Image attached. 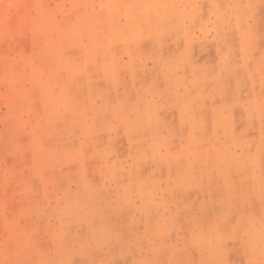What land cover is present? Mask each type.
<instances>
[{
  "label": "rangeland",
  "instance_id": "obj_1",
  "mask_svg": "<svg viewBox=\"0 0 264 264\" xmlns=\"http://www.w3.org/2000/svg\"><path fill=\"white\" fill-rule=\"evenodd\" d=\"M180 40L231 44L238 63L258 67L264 91V0H0V264L174 254L180 157L192 160L186 169L197 180L195 233L238 241L244 216L264 227V211L243 214L239 198L233 213L212 208L219 199L208 190L223 184L210 172L220 155L213 146L236 139L213 130L207 97L186 103L205 115L197 135L175 115L174 63L163 70L158 62L174 60ZM146 106L161 113L160 128L129 129L130 113ZM255 120L252 141L264 126ZM256 152L264 158V145ZM262 243L257 260L248 246L247 262L230 264H264Z\"/></svg>",
  "mask_w": 264,
  "mask_h": 264
},
{
  "label": "crops",
  "instance_id": "obj_2",
  "mask_svg": "<svg viewBox=\"0 0 264 264\" xmlns=\"http://www.w3.org/2000/svg\"><path fill=\"white\" fill-rule=\"evenodd\" d=\"M222 34L224 37V31ZM180 38L184 39L186 36H180ZM180 42L181 46L174 60L164 57L158 62V68L163 70L167 68L166 62L174 63L175 111L177 112L175 115L181 121L180 123L190 124L185 128L188 130L191 128L194 135L198 134L197 124L201 123L200 119L207 115L211 118L214 131L230 134L236 139L230 145L221 146L216 143L213 146L220 151V155L208 161L211 167L210 172H213L214 178L222 181L223 184L208 190L211 198L219 199L212 202V208L216 204H221V214L233 213L232 203L235 198H239V207L243 214L248 212L247 207L250 208V214H258L264 211V158L261 152H256L264 145L263 83L261 77L259 80L254 75V70L258 67L244 60L242 64L238 63L235 60L237 50L229 43L220 45L219 41L218 43L209 41L207 45L201 47L197 43L184 45L183 40ZM202 48L207 52L203 60L197 54L198 51L202 52L200 51ZM242 48L247 50L246 44L241 43ZM163 61L164 64L161 63ZM187 88L190 89L187 91ZM204 90L207 92L204 93ZM205 97L209 100L205 115L194 108L187 110L188 101L199 103ZM150 101L153 100L150 99ZM158 115L161 116V113H156L155 110L146 106L140 112H133L132 115L130 113L131 121L128 127L131 130H146L151 126L159 129L161 122L155 119ZM255 119H258L259 123L261 121L262 127L259 130V140L252 141L246 136L258 125ZM131 133L135 134L134 131ZM189 160L184 157L174 158L178 166L177 173L174 175L175 181L179 182V188L173 191V197L180 199L174 208V217L170 220L177 228L175 236H170L168 240L174 247V254L146 252L142 255H128L127 257L131 258L129 264H230L232 261L246 263L248 246L250 258L257 260L258 247L263 244L264 227H259L256 217L250 222L245 216V220L240 218L238 229L244 232L246 237L238 241L225 236L200 237L194 232V221L198 219L200 206L198 189L193 188L197 180L193 174H188L186 169L192 164V160ZM151 202L153 201L150 200ZM109 207L112 213L117 211L118 195L116 199L111 196ZM93 208L98 213L97 206ZM217 227L219 226L215 228ZM231 245H238L237 254L231 253L228 248ZM80 260L83 259L80 258ZM84 260L91 259L86 256Z\"/></svg>",
  "mask_w": 264,
  "mask_h": 264
}]
</instances>
